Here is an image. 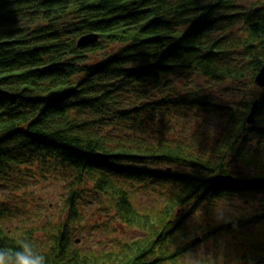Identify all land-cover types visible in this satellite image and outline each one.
Wrapping results in <instances>:
<instances>
[{
    "label": "trees",
    "instance_id": "1",
    "mask_svg": "<svg viewBox=\"0 0 264 264\" xmlns=\"http://www.w3.org/2000/svg\"><path fill=\"white\" fill-rule=\"evenodd\" d=\"M263 66L264 0H0V248L28 239L47 264H218L185 256L261 224L264 207L195 237L189 221L222 197L264 195ZM215 114L227 127L211 143L179 131ZM35 166L60 170L69 208L42 236L5 227L1 198ZM156 185L162 204L140 208L135 190ZM84 204L139 234L79 244ZM250 246L244 262L264 264V240Z\"/></svg>",
    "mask_w": 264,
    "mask_h": 264
},
{
    "label": "rangeland",
    "instance_id": "2",
    "mask_svg": "<svg viewBox=\"0 0 264 264\" xmlns=\"http://www.w3.org/2000/svg\"><path fill=\"white\" fill-rule=\"evenodd\" d=\"M204 121L203 117L193 121L182 120L179 131L188 136L194 133L205 135L211 143L213 135L227 127L225 122L219 123L216 114L212 116V119L206 117ZM206 132L210 134V137ZM30 170L34 173L31 174L32 176L25 177V180L21 179L23 186L10 187L1 193L4 207L9 212L4 226L19 234L27 229H33L38 231L37 235L42 236L47 230L53 229L60 221L66 219L69 209L65 206L66 185L60 170L54 172L53 169H48L44 171V174L36 166ZM156 187L153 191L139 187L133 195L134 202L142 209L160 206L162 197L158 191V185ZM98 207V205L90 204L82 208L85 218L81 222L84 230L78 233V237L81 238L79 244L113 248V241L131 239L139 234L138 230L129 228L114 217L110 218V210L105 211ZM263 207L262 192L250 196H232L229 199L222 197L216 205L208 209L212 212L211 218L207 216L209 212L202 208L197 216L189 221V226L194 232L192 236L201 234L205 226L218 227L223 222H229L241 215L259 213ZM231 229L221 231L218 236H211L199 243L194 252H189L185 256V260L198 263L202 256L212 255L216 257L218 264H247L241 257L242 251L249 250L252 242L256 240H264V220L259 225Z\"/></svg>",
    "mask_w": 264,
    "mask_h": 264
},
{
    "label": "clouds",
    "instance_id": "3",
    "mask_svg": "<svg viewBox=\"0 0 264 264\" xmlns=\"http://www.w3.org/2000/svg\"><path fill=\"white\" fill-rule=\"evenodd\" d=\"M0 264H47V257L28 239H18L13 250L0 248Z\"/></svg>",
    "mask_w": 264,
    "mask_h": 264
},
{
    "label": "water",
    "instance_id": "4",
    "mask_svg": "<svg viewBox=\"0 0 264 264\" xmlns=\"http://www.w3.org/2000/svg\"><path fill=\"white\" fill-rule=\"evenodd\" d=\"M98 39V35L93 34V35H85L83 38L79 41V45L83 46L86 44H91L94 43ZM257 83L260 85V87L264 88V66L261 68V71L258 73L256 77ZM259 108V102L256 101L255 106L251 110V114L248 118L249 123L254 124L256 121V116H257V110ZM77 242H80L78 239Z\"/></svg>",
    "mask_w": 264,
    "mask_h": 264
}]
</instances>
